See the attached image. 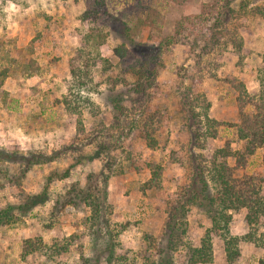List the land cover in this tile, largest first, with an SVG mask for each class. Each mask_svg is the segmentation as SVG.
Listing matches in <instances>:
<instances>
[{
  "label": "rangeland",
  "instance_id": "1",
  "mask_svg": "<svg viewBox=\"0 0 264 264\" xmlns=\"http://www.w3.org/2000/svg\"><path fill=\"white\" fill-rule=\"evenodd\" d=\"M226 1L12 0L15 9L5 12L8 0H0V147L27 155L57 152L29 167L0 161V210L15 205L12 222H0V264H162L160 240L173 206L176 219L186 221L184 240L199 246L211 221L188 200L195 167L223 161L219 149L226 142L233 150L243 147L233 126L240 122L237 92L228 79L242 82L250 96H264V0H230L229 9L222 7ZM217 13V35L236 36L242 51L237 55L228 42L203 55V63L220 66L200 85L203 99L194 108L201 121L194 122L184 102L192 53L203 45L194 25L202 15L203 26L213 25ZM179 22L182 40L162 44V65L142 59L135 45L164 42ZM135 69L142 79L154 69V84L134 91ZM116 104L125 109L120 121ZM263 155L264 145L235 174L264 179ZM74 187L98 197L97 224L82 196L72 192L76 204L63 205ZM43 191V202L25 213L16 208L25 195ZM245 215V208L232 213V234L247 231ZM35 238L45 247L24 253V240ZM240 251L235 264H258L263 255L249 242H241ZM172 258L188 264L185 249ZM205 264H225L219 236Z\"/></svg>",
  "mask_w": 264,
  "mask_h": 264
},
{
  "label": "trees",
  "instance_id": "2",
  "mask_svg": "<svg viewBox=\"0 0 264 264\" xmlns=\"http://www.w3.org/2000/svg\"><path fill=\"white\" fill-rule=\"evenodd\" d=\"M230 0H227L222 7L229 9ZM212 12L211 8L208 9ZM213 13V12H212ZM200 23L194 25L198 28L197 34L203 45L200 53H192L194 58V64L191 70H187L190 83L187 87V92L184 93L185 104L188 105L190 117L194 122H198L199 114L194 108V104H198L200 99H203V95L199 93L200 85L204 81V77L215 78L216 70L220 66L216 60L210 62H202L203 55L212 56L221 47L226 48L228 42H232L235 46V52L240 55L242 51L241 41H236L239 38L232 36L226 38L225 34L217 35V27L221 24V13H217L213 25L203 26L206 17L200 16ZM183 22H179L175 30L174 36L169 37L159 44L149 42H139L135 45L136 50L142 56V59L148 60V58H154L155 65H162L160 54L162 53V44L170 46L177 41L182 40L181 32L184 31L182 26ZM236 37V38H235ZM224 38V40H223ZM195 44H197L196 37L194 38ZM145 46V47H144ZM147 73L145 79L140 77L141 70L135 69L133 71L134 76L139 78L134 83V91L137 93L151 87L155 82L154 69H146ZM143 75V73H142ZM231 88L237 92V108L240 116V122L233 126L236 127L237 140L242 143V150H233L230 147V143L226 142L225 146L219 149L222 154L223 161H216L215 159L210 162H205L204 165L200 164L195 167V174L190 183V190L187 189L188 200L193 204H197L204 208L211 221V226L206 230L204 236L201 238L199 246H192L186 240L184 236L186 234V221L177 220L175 212L178 210V206H173L168 210V219L165 224V230L160 240V249L164 253L162 257V264H175L172 258L173 252L178 249H185L187 252L188 264H205L212 260V239L215 236H219L224 243V255L225 264H235L240 256V243L249 242L263 250L262 257L258 260V264H264V192L263 183L264 179L258 174L248 173L244 171L240 176L235 173L239 168L246 167L248 158L255 153L258 148L264 145V96L255 98L250 96L243 83L236 80L234 77L228 79ZM115 106V105H114ZM208 107L209 104L206 103ZM248 106L252 107L251 112H246ZM122 105L116 104V110L120 112L122 117H118L119 121L122 120L125 109ZM144 108V106L142 107ZM206 119L209 121L206 117ZM201 121V120H200ZM78 124L81 127V121L78 119ZM199 132V129H196ZM143 138L149 140V131L143 129ZM57 152L51 154L39 153V154H23L18 151H7L0 147V161L8 162H20L26 167L38 162H45L53 159ZM30 155V156H29ZM54 155V156H53ZM264 157V155H263ZM41 158V159H39ZM226 158H234V165L227 163ZM68 176V173H66ZM96 188V186H94ZM82 196V200L86 205L91 208V217L93 224H97L101 218L99 202L97 196L94 193H90L89 190L80 189V187H74L71 191L66 192L68 199L63 205L68 203L76 204L74 195ZM46 192L43 191L39 195H25L24 201L17 205V209L23 213L31 209L34 205L41 203L45 200ZM105 199V198H104ZM106 200V199H105ZM15 208V205H7L6 208L0 210V222H12L15 218L11 211ZM246 209L245 219L248 229L242 235H234L230 231V221L232 219V213ZM181 209L183 207L181 205ZM184 214V211H183ZM103 219V218H102ZM103 225L108 222L102 221ZM126 226L122 225V227ZM45 247V244L40 238L25 239L22 245L24 253H31ZM110 248V245H109ZM113 248H111L112 250ZM109 261L111 258H108Z\"/></svg>",
  "mask_w": 264,
  "mask_h": 264
},
{
  "label": "clouds",
  "instance_id": "3",
  "mask_svg": "<svg viewBox=\"0 0 264 264\" xmlns=\"http://www.w3.org/2000/svg\"><path fill=\"white\" fill-rule=\"evenodd\" d=\"M8 3H9V7L4 9L5 12H10L11 10H14L16 7V5L12 3V0H8ZM10 18L11 17H9V19Z\"/></svg>",
  "mask_w": 264,
  "mask_h": 264
}]
</instances>
